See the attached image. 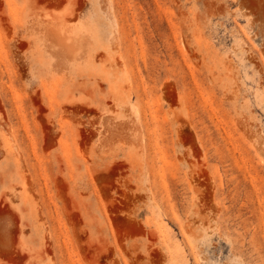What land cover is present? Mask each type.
Wrapping results in <instances>:
<instances>
[{
    "label": "rangeland",
    "instance_id": "obj_1",
    "mask_svg": "<svg viewBox=\"0 0 264 264\" xmlns=\"http://www.w3.org/2000/svg\"><path fill=\"white\" fill-rule=\"evenodd\" d=\"M0 264H264V0H0Z\"/></svg>",
    "mask_w": 264,
    "mask_h": 264
}]
</instances>
